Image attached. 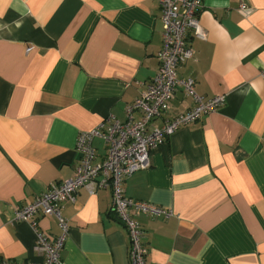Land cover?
<instances>
[{
	"label": "crops",
	"instance_id": "obj_1",
	"mask_svg": "<svg viewBox=\"0 0 264 264\" xmlns=\"http://www.w3.org/2000/svg\"><path fill=\"white\" fill-rule=\"evenodd\" d=\"M199 21L206 39L190 36L194 56L177 76L224 103L156 145L124 192L173 211L135 217L145 264H264V0H202ZM161 44L157 0H0V260L41 262L35 231L12 222L14 208L73 174L80 132L110 114L125 120L157 72ZM193 104L179 87L153 123ZM92 143L103 159V139ZM61 214L64 264H130L110 188H78ZM36 221L59 234L53 216Z\"/></svg>",
	"mask_w": 264,
	"mask_h": 264
},
{
	"label": "built area",
	"instance_id": "obj_2",
	"mask_svg": "<svg viewBox=\"0 0 264 264\" xmlns=\"http://www.w3.org/2000/svg\"><path fill=\"white\" fill-rule=\"evenodd\" d=\"M161 9L162 44L158 51V69L154 77L145 84L143 91L125 107V120L114 115L106 116L96 127L82 131L76 140L78 162L73 174L52 182L47 191L31 202L16 206L12 222L28 223L36 235L34 249L41 257L40 263L32 261L12 262L2 259L0 264H64L60 252L67 239L69 225L61 214V204L73 201L80 187L90 194L98 189L110 188L111 210L125 226L129 236L128 257L130 264H145L146 247L142 243L143 230L135 219L141 214L150 217H170L173 211L147 201L127 197L123 182L135 171L150 164V151L181 126L198 120L202 115L217 110L224 103L223 94L208 98L199 96L194 89V78L178 77L177 67L194 56L189 38L206 39L199 21L202 0H157ZM246 4L240 1L238 10L247 13ZM27 47L26 50H29ZM264 76V71L261 72ZM179 87L191 96L194 104L189 109L165 118L161 124L155 119L165 117L170 101ZM138 113L139 117H135ZM94 137L103 139L106 155L96 160ZM38 214L51 215L59 227V234L51 235L40 230Z\"/></svg>",
	"mask_w": 264,
	"mask_h": 264
}]
</instances>
